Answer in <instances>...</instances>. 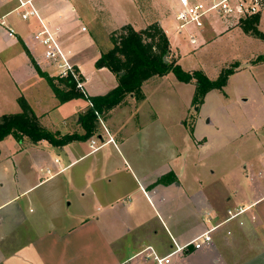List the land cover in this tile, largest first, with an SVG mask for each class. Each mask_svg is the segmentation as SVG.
I'll return each mask as SVG.
<instances>
[{
  "label": "crops",
  "instance_id": "0c3cea01",
  "mask_svg": "<svg viewBox=\"0 0 264 264\" xmlns=\"http://www.w3.org/2000/svg\"><path fill=\"white\" fill-rule=\"evenodd\" d=\"M141 1L34 0L39 19L23 20L17 0H0V118L20 113L23 97L44 129L62 136L80 129L83 135L81 118L93 104L88 99L60 103L36 68L58 76L34 35L43 26L56 32L80 71L86 96H104L118 79L106 68L97 69L96 62L113 48L114 33L151 25L141 19ZM179 1L174 5L177 33L192 26L181 28ZM157 23L179 64L169 29ZM222 25L203 31L196 50L240 34L236 19ZM7 27L16 31L14 37ZM198 43L191 39L192 45ZM169 75L145 81L142 100L129 95L113 110L97 113V130L86 141L54 147L9 136L0 142V264H157L156 257H167L177 247L187 248L171 256L170 264H264V138L254 142L262 150L259 159H249L242 172L249 199L200 174L198 156L210 145L206 125L212 122H205L201 110L192 128L186 125L188 114L164 120L154 97L169 106L187 88L192 98L195 93L194 83ZM93 142L99 150L93 151ZM242 208L248 211L225 222L229 210ZM214 226L219 228L212 244L195 250L194 239ZM30 232L34 237L27 236Z\"/></svg>",
  "mask_w": 264,
  "mask_h": 264
},
{
  "label": "rangeland",
  "instance_id": "374dc122",
  "mask_svg": "<svg viewBox=\"0 0 264 264\" xmlns=\"http://www.w3.org/2000/svg\"><path fill=\"white\" fill-rule=\"evenodd\" d=\"M177 2L178 0L171 2L167 0V3L165 0H142L140 6L143 22L148 24L162 22L169 29L174 45L177 47L176 51L181 56L179 64L182 69L186 72L201 71L210 79H216L223 70L234 65H238V68H234L237 73L230 77L227 86L222 91L213 90L208 93L202 105L193 104L192 91L187 88L188 92L183 93L181 98H177L176 105L171 103L168 106L160 98L154 97L158 108L156 111L166 121L172 114H188L186 125L192 128L200 119L201 110L206 118L205 122L212 123H206L210 145L198 156L203 162L199 173L222 180L221 184L228 186V190L239 197L249 199L251 191L242 172L249 159L258 160L262 154V150L256 148L254 142L261 140L260 137L264 138V63L258 60L259 57L264 56V38L253 32H245L241 22L250 17L242 18L238 22L240 34L236 35L232 41L217 40L207 48L196 50L201 46L202 32L209 28L220 29L227 18L212 13L211 17L202 19L201 27L194 24L182 30L181 33H177L178 22L174 16V5ZM188 2L190 5L197 4L192 0ZM262 11L259 14H263V20L258 30L264 35V11ZM120 32L121 30L112 35V42L113 38L120 35ZM192 38L199 43L192 45ZM171 58L176 60L174 55ZM169 77L176 76L170 74ZM65 113L70 114L69 111ZM79 130L77 132L81 134ZM205 142L203 140L202 144L204 145ZM2 147L4 149V146ZM246 174L250 175L252 172ZM253 174L257 175V172ZM46 229L47 227L44 231H47ZM27 236L34 237V234L30 232Z\"/></svg>",
  "mask_w": 264,
  "mask_h": 264
},
{
  "label": "trees",
  "instance_id": "16d2710c",
  "mask_svg": "<svg viewBox=\"0 0 264 264\" xmlns=\"http://www.w3.org/2000/svg\"><path fill=\"white\" fill-rule=\"evenodd\" d=\"M260 14L241 22L245 32L264 38L258 30ZM113 48L102 54L96 62V68H106L118 79V86L107 95L88 98L77 89L74 80L61 77H51L42 72L38 67L39 75L44 78L60 103H66L74 99H88L93 108L81 118L83 135H60L44 129L35 112L25 98H19L21 112L18 114L4 115L0 118V142L12 136L18 143L25 140L33 144L47 141L54 147H63L75 141H86L94 136L97 130V113L108 112L119 106L123 100L134 95L137 100H142L144 94L142 85L145 81L155 76L174 74L176 78L186 84L194 83L195 93L193 104L200 106L204 103L208 93L213 90L222 91L228 84L238 65L227 68L216 79H210L201 71L186 72L172 59L170 42L158 23H153L147 28L136 31L132 26L123 27L120 35L113 38ZM264 63V56L258 58Z\"/></svg>",
  "mask_w": 264,
  "mask_h": 264
},
{
  "label": "built area",
  "instance_id": "2783aa9c",
  "mask_svg": "<svg viewBox=\"0 0 264 264\" xmlns=\"http://www.w3.org/2000/svg\"><path fill=\"white\" fill-rule=\"evenodd\" d=\"M17 1L19 3L17 9L23 20H30L31 18L39 19V13L34 5V0ZM180 2L183 6V10L178 17L182 22L181 28L189 24H195L197 27H201L202 19L212 13H217L220 17L227 18L226 20L236 19L237 22H239L242 18L246 19L259 14L264 8V0H213V4L210 7L203 4L190 5L188 0H180ZM83 31H86V28H83ZM7 35L14 37L16 31L13 28L7 27ZM34 39L44 48L45 58L57 69L58 76L63 79L70 78L74 80L77 84V89L85 94L84 81L75 65L67 56L57 33L43 26V29L34 35ZM93 145L94 142L92 143L93 151L100 149V147L94 148ZM247 211L248 209L245 208L239 209L236 212L229 210L228 218L225 222L235 221ZM241 224L243 223L241 222ZM218 228L219 226H214L194 239L191 244L194 246L195 250H201L210 246L213 242V233ZM185 248L187 247H177V249L167 257H156L157 264H170V257L177 254L179 251H183Z\"/></svg>",
  "mask_w": 264,
  "mask_h": 264
},
{
  "label": "water",
  "instance_id": "95a60500",
  "mask_svg": "<svg viewBox=\"0 0 264 264\" xmlns=\"http://www.w3.org/2000/svg\"><path fill=\"white\" fill-rule=\"evenodd\" d=\"M197 110H198V109H197ZM197 110H196V111H197Z\"/></svg>",
  "mask_w": 264,
  "mask_h": 264
}]
</instances>
